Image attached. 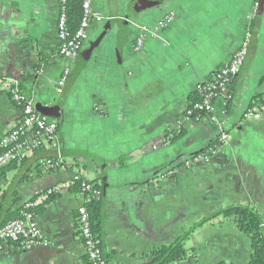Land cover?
Here are the masks:
<instances>
[{"label":"crops","instance_id":"0c3cea01","mask_svg":"<svg viewBox=\"0 0 264 264\" xmlns=\"http://www.w3.org/2000/svg\"><path fill=\"white\" fill-rule=\"evenodd\" d=\"M257 1L250 18L255 0H92L106 19L91 24L57 93L66 64L57 52L58 1L0 0V78L18 80L34 105H60L62 115L53 119L61 148L98 159L68 155V170L42 171L30 157L5 171L0 225L35 199L47 245L5 242L0 264H86L75 222L84 201L70 188L75 170L104 187L109 264L147 263L150 250L231 205L256 210L264 229V0ZM169 11L175 15L162 38L147 37L134 52L135 29L124 18L153 26ZM250 27L248 54L229 85L233 98L215 101L216 121L186 119L195 84L230 58ZM18 118L0 89V137ZM178 125L182 135L165 143ZM207 147L214 148L207 161L180 166ZM171 167L175 176L161 179L159 172ZM57 184L64 185L58 194L39 199ZM185 247L188 257L174 264H248L251 251L249 236L223 216L199 224Z\"/></svg>","mask_w":264,"mask_h":264},{"label":"built area","instance_id":"2783aa9c","mask_svg":"<svg viewBox=\"0 0 264 264\" xmlns=\"http://www.w3.org/2000/svg\"><path fill=\"white\" fill-rule=\"evenodd\" d=\"M65 0L58 1V13L56 18V33L58 38V54L66 60V64L62 67L59 77L56 80L55 91L60 93L65 85L70 72V61L74 60L87 38L88 30L92 23L100 22L106 19L93 6L92 0H80L81 3V17L77 28L72 31L69 29L67 22V15L64 7ZM258 1L253 3V9L250 18L257 13ZM174 12L169 11L162 16L155 25L147 26L145 24L127 20L135 29V36L133 40L132 49L134 52L141 50L144 40L147 37H155L161 39L162 31L174 18ZM251 33L250 30L244 33L237 48L233 51L230 58L225 61L220 67L210 73V75L201 81H198L194 86V93L197 99L189 102L184 109V116L186 119L198 122L203 120L216 121L214 115V103L217 99L222 98L229 100L232 98V92L229 89L230 82L235 77L248 54L250 45ZM0 89L4 90L12 102L19 109V118L14 126L9 129L7 133L0 137V167L16 161L30 158L33 151L37 148H44L49 151H56V156H48L38 158L35 163L42 171L53 170H68L71 164L62 156L59 151L61 145L58 139V125L55 119L42 115L35 109L32 97L26 95L18 80L2 79L0 78ZM255 115L251 110H247L246 116ZM219 126V139L223 141L226 138L225 130L221 123ZM181 129L178 125L177 131ZM165 143H168L167 136ZM214 148L207 149L204 153L197 156L185 158L183 165L191 166L198 160L207 161ZM177 169L175 167L167 168L163 173H160L161 179H169L175 176ZM73 181L81 182V191L79 195L84 201V192L93 190V195L99 196L100 190L93 189L89 180L83 177L81 170L72 172ZM64 187L63 184H57L48 188L44 193L39 195V199H45L51 195L58 194ZM37 201L29 200L23 204L26 210L21 211L20 217L5 221L0 225V251L5 242L11 241L17 243L20 249H28L36 244L47 245L46 239L43 238L40 229L35 220L33 211L27 209L34 208ZM75 222L77 228V236L84 250V255L90 264H109L104 258L99 247L98 241L94 238L91 226L89 212L85 203L79 205L75 211Z\"/></svg>","mask_w":264,"mask_h":264},{"label":"trees","instance_id":"16d2710c","mask_svg":"<svg viewBox=\"0 0 264 264\" xmlns=\"http://www.w3.org/2000/svg\"><path fill=\"white\" fill-rule=\"evenodd\" d=\"M57 1H61V0H57ZM64 7H65L66 15H67V22H68L69 29L74 31L78 26L79 19L82 13L80 0H65ZM253 25L254 24H252L251 27ZM251 27H250V33H252ZM197 98L198 97L196 93H193V96L191 97L190 102L196 100ZM182 132H183L182 130H179V131L175 130L167 134L168 143L179 138L182 135ZM207 149L208 147L190 157L197 156L201 153H204ZM48 156H51L50 151L40 147L33 151L31 158L33 159V161L34 160L36 161L38 158L48 157ZM25 161L26 160L24 159L20 161L19 164H17L16 161H11L10 163L0 167V177H3L5 171H7L8 169H11L12 167L16 165H21ZM182 165H183V161L180 163V166ZM164 171L165 170L160 171L159 175L160 173H163ZM102 179H103V176H102ZM89 183L92 184L93 189L95 188V189L100 190V195L98 197L93 195V190L89 192L85 191L83 193L84 203L89 212L92 234L94 238L98 241L102 254L104 258L107 260L105 253H104V249H103L104 245H103V201H102L103 197H102V193H103L104 187H102L101 183H97L95 181H90ZM70 188L73 191L79 193L81 191V182L73 181L70 184ZM40 205L41 204H38L34 208H30L27 210L35 212V209L39 207ZM22 210H26L23 208V205H21V207L17 210V214L7 219L10 220V219L20 217ZM218 216L232 218L233 222L239 227V229L243 233L249 236L250 244H251V251H250V258H249L248 264H264V229L262 228V222H261V219L257 211L246 205H231V206L226 207L225 209H222L220 211L213 213L208 218L202 219L197 224L190 226L186 231H184L180 236L175 238L169 244H165V245H162V246H159L157 248L150 250L147 253V256L149 257L150 261L144 264H171V263L174 264L181 260L186 259L188 257V250L185 247V242L186 240H188L193 230L199 224L206 222L211 218L218 217ZM84 259L86 261V264H90L85 255H84ZM218 264H228V263L220 262Z\"/></svg>","mask_w":264,"mask_h":264},{"label":"water","instance_id":"95a60500","mask_svg":"<svg viewBox=\"0 0 264 264\" xmlns=\"http://www.w3.org/2000/svg\"><path fill=\"white\" fill-rule=\"evenodd\" d=\"M124 20H128V18H124ZM91 47L94 45V43H91L90 44ZM89 54L91 52V48L88 49L87 51ZM35 109L40 112L42 115L46 116V117H50V118H60L61 115H62V108L60 105L58 104H40V103H36L35 104ZM59 153L62 155V156H68V155H73V156H84V157H89L91 159H94L96 161H98V159L91 155V154H88L84 151H72V152H69V153H66L62 148L60 149ZM57 152L54 151L52 152L51 151V156H56Z\"/></svg>","mask_w":264,"mask_h":264}]
</instances>
